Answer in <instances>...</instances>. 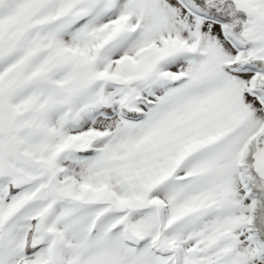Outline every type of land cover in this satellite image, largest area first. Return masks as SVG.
<instances>
[{"label": "snow or ice", "instance_id": "obj_1", "mask_svg": "<svg viewBox=\"0 0 264 264\" xmlns=\"http://www.w3.org/2000/svg\"><path fill=\"white\" fill-rule=\"evenodd\" d=\"M0 264H264V0H0Z\"/></svg>", "mask_w": 264, "mask_h": 264}]
</instances>
